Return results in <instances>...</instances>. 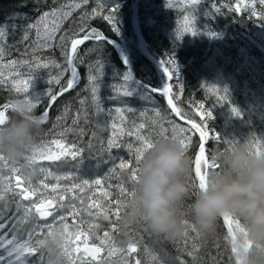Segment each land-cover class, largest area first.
Segmentation results:
<instances>
[{
	"label": "snow or ice",
	"instance_id": "6c2138e0",
	"mask_svg": "<svg viewBox=\"0 0 264 264\" xmlns=\"http://www.w3.org/2000/svg\"><path fill=\"white\" fill-rule=\"evenodd\" d=\"M40 2L41 0H33L32 11L39 13L36 19L33 20L28 14H22L15 20H7L0 24V88L17 94L28 93L30 89L36 88L38 79H44L49 85L44 96L41 97L36 91L34 97L25 96L23 101L30 109H36L44 103L45 107L41 115L47 122L51 107L58 98L77 87L79 83L78 63H83V58L78 56V46L89 40L95 42L106 40L101 32L87 27L88 20L100 15L111 25L112 30L119 34V22L116 18L119 6L108 7L105 0H95L97 7L93 8L91 13L83 11L79 18V26L74 28L69 35L67 32L60 34L64 22L73 15L74 11L81 10L90 0H52L54 6L42 12L39 7L35 6ZM46 2L47 0H44V3ZM200 2L201 0H188V14L184 15L179 22L177 39H182L185 34L192 36L199 34L195 13ZM257 3L264 5V0H248V3H243L242 0H230V3L224 4L223 7L228 12L235 13L246 10L249 12V18L256 17L264 21V12L258 13L256 10ZM233 4L235 7L232 6ZM20 7H28V0H21ZM166 7H173L170 0H167ZM105 9H107V14H104ZM223 14L224 12L215 0L204 12V16L209 19ZM22 21H27V23H21ZM17 32H19L18 37ZM81 33H83L82 36ZM10 37H12L11 43H9ZM110 42L107 40V43ZM18 45L25 46L21 58L5 61V56L10 55L13 49L19 51ZM100 46L102 45L94 47ZM54 48L59 49L62 61L43 55L44 52ZM92 50L94 49L88 51ZM125 63L127 64L126 59ZM159 66L166 77L165 83L158 87L133 86V75L129 70L124 74L121 83L112 86L113 95L109 99L119 100L120 104L106 109L100 95L104 62L98 58L87 65V84L82 91L87 92L88 95L80 97L77 93L80 107L73 116V127L64 128L51 141L41 143L37 149L26 155L27 164L20 165L15 161L10 163L5 154L0 152V170L7 169L6 173H0V264H51V260L46 262L45 253L46 251L51 253L49 237L54 233L57 221L65 223L62 224L63 243L57 247L56 254L66 257L70 264H76L77 261L80 264H97L98 257V264H117V261L111 259L117 255L118 264H141L140 259L133 255L137 252L140 243L138 238H130L126 246L118 247L109 231H104L102 236L96 234L95 229L99 227L96 221L101 219L109 221L108 227L113 231L121 227V211L126 208L127 199L135 195V189L140 180V165L146 153L160 140H179L188 152L193 148V138L198 137L193 152L192 184L196 192L209 187L210 176L220 166L207 155L208 141L212 139L217 143L223 142L226 145L225 150L234 149L239 141L225 139L222 141L218 133H213L209 129V121L215 117L213 111L206 108L203 102H196L189 95L190 110L185 111L179 106L178 101L183 97L185 90L179 83V68L173 56L161 60ZM21 69H26V73ZM39 70H49V73L47 76L37 75ZM51 70H56V74H51ZM65 76H68V79L61 85V80ZM53 84L59 86L58 89L54 90L51 87ZM203 87L215 97L218 104L230 103L226 88L220 89L215 85L209 87L206 84ZM137 93L146 104V107L139 111V117L145 118L144 121H138L137 117L128 115L136 112L137 109L132 106L130 99H122L131 98ZM156 95L166 99V106L162 107L157 104ZM20 101L9 99L0 105V128L9 122L10 110L16 113ZM89 107L94 110L96 129L110 131L107 139L101 138L97 131H93L86 145L90 155L93 152L96 154L94 158L97 161L95 165L97 169L101 164H109L107 173L103 176L73 179V172L56 174L47 167H34L38 159L59 160L62 156H71L73 160H76L78 156L82 157L85 148L76 143L68 145L65 136L66 133L73 131L80 137L86 134L83 128L75 126L80 123L81 119L85 123L88 122ZM149 110L154 113V118L150 122L146 118ZM231 110L236 117L241 116L237 108L233 107ZM69 111V105H64L60 114L55 118L54 127L62 125ZM194 117H199V122ZM125 136L132 139L125 141L123 139ZM248 143L251 154L264 155V138L248 139ZM121 149L125 150L131 158L125 159L120 152ZM82 163L83 160H79L77 168ZM25 167H32V172L24 174L22 168ZM37 171L42 174V178L38 184H34L32 176L36 175ZM21 179L23 184L20 183ZM113 180L117 181L115 185L112 183ZM61 181H66V183L62 185ZM61 209H63L62 212ZM54 212L60 213L59 216L54 215ZM112 215L115 216V220L111 219ZM49 216H52L51 221L47 220ZM69 216L73 218L71 225L67 223ZM220 218L226 229V247L230 245L235 264H243L238 255L239 249L236 243L239 236L247 235V230L238 217L223 214ZM184 225L183 238L175 240L174 243L192 258L191 264H202L198 240L201 235L200 231L186 218ZM70 227L72 231H69ZM45 229L47 232L44 231ZM144 230L148 231L146 226ZM192 233L195 235H191ZM82 235L85 236L84 252L79 256H74L73 253L79 252L80 249L79 247L73 248L69 241L80 240ZM88 235L98 240L99 246L88 247ZM251 246L248 242L247 248ZM102 252L105 255H101ZM33 256H36L35 260L31 259ZM85 256L89 259H85ZM176 259L178 264H186L184 259L180 257ZM210 262L219 264L215 256H210Z\"/></svg>",
	"mask_w": 264,
	"mask_h": 264
},
{
	"label": "trees",
	"instance_id": "16d2710c",
	"mask_svg": "<svg viewBox=\"0 0 264 264\" xmlns=\"http://www.w3.org/2000/svg\"><path fill=\"white\" fill-rule=\"evenodd\" d=\"M20 2L21 0H0V24L5 23L7 20H15L17 16H21L22 14H28L33 20L38 17L39 13L32 11L34 7L33 0H28V7L26 8L20 7ZM170 2L173 4L172 8L166 7L167 0H146L140 8V27L141 33L150 51L158 59L159 65L161 60L173 56L179 67L182 66L179 69V83L183 85L185 91L183 97L178 101L179 106L185 111L190 110L188 103L189 95L196 102H203L208 109L213 111L215 118L210 122L215 131L222 137V141L225 139L244 142L248 139L264 138V25H260L264 21L258 20L256 17L249 18V12L246 10H242L240 13L228 12L223 5L230 3V0H215L224 14L209 19L204 16V12L210 8L213 0H201L195 13L199 34L196 36L185 34L182 39H177L179 22L184 15L188 14V0H170ZM242 2L248 3V0H242ZM105 3L108 7L119 6V10L116 13V18L119 22V34L114 32L111 25L100 15L95 18H90L87 27L89 29L95 28L105 37L124 43V45L127 44L137 77L145 84L146 82H150L151 84L149 86H161L160 77L156 75L154 69L147 65L138 54L137 42L131 26L132 1L105 0ZM35 6L39 7L42 12L54 5L52 0H47L46 3H44V0H41L39 5ZM232 6L235 7V4ZM95 7H97L95 0H90L81 10L74 11L73 15L64 22L60 34L67 32L71 35L72 30L80 24L79 18L82 12L87 11L91 13ZM255 7L258 13L264 12V5L257 3ZM104 14H107V9L104 10ZM21 23H27V21H22ZM16 35L18 37L19 32ZM82 35L83 33H81ZM11 41L12 37L9 38V43ZM96 45L102 46L94 47ZM24 47V45H18L19 51L13 49L10 55L5 56V61L20 59ZM89 49L94 50L88 51ZM43 55L45 57H53L57 61H62L58 48L44 52ZM78 56L83 58V63H78L80 72L79 83L77 87L59 97L51 107L49 119L44 125L45 132L38 138V143L40 144L51 141L64 128L73 127V116L80 107L77 93H79L80 97L88 95L87 92L82 91L87 84V65L95 62L98 58L104 62V75L100 86V95L104 102V107L107 109L110 106H118L120 104L119 100L109 99L113 95L112 86L121 83L124 74L129 69L121 64L115 45L113 43H107V41H89L78 47ZM21 71L26 73L27 70L21 69ZM48 73L49 70H39L36 74L47 76ZM51 74H56V70H51ZM67 79L68 76H65L61 80V85ZM132 84L137 87H146L138 83L134 78ZM205 84L209 87L215 85L220 89L226 88L230 103L218 104L215 97L209 94L203 87ZM48 87L49 85L45 83L44 79H38L36 81V88L30 89L28 93L17 94L0 88V105L9 99L23 100L25 96L34 97L36 91L43 97ZM51 87L55 90L59 86L53 84ZM122 99H130L132 106L137 109L136 112L128 115L137 117L138 121L145 120V118L139 117V111L146 107L145 102L139 98V93L131 98L124 97ZM155 99L160 106H166L160 96L156 95ZM66 104L70 107L66 120L62 122L61 126L54 127L56 116L60 114V111ZM44 107L45 104L41 103L34 109L35 114L41 115ZM233 107L239 110L241 113L240 117H236L232 113L231 109ZM87 111L88 122L85 123L81 119L80 123L75 126L76 128H83L86 134L80 137L73 131L66 133L65 136V141L68 145L76 143L78 146L85 148L82 157L78 156L76 160H73L71 156H62L59 160L38 159L34 167H47L56 174L73 172V179H78L79 177L91 178L97 175L103 176L107 173L109 164H101L97 169L95 167L97 161L94 158L96 154L93 152L90 155L86 145L91 139L93 131H97L98 135L103 139L108 138L110 131L97 130L94 110L89 107ZM16 115V113H12L10 110V119L16 117ZM146 118L150 122L154 118V113L149 110L146 113ZM194 118L199 122V117ZM123 139L127 141L132 138L125 136ZM197 140L198 137L193 138V148L188 151L191 157V175L188 182L192 187L193 152L195 151ZM217 146L223 149L226 147L223 142L217 143L215 140L209 141V158L212 157V152ZM120 152L125 159L131 158L125 150L121 149ZM81 159L83 163L79 164L77 168L78 161ZM18 163L23 165L24 161H19ZM6 172L7 169L0 170V173ZM22 172L26 174L24 168H22ZM17 175H20V173H17ZM41 178L42 174L37 171L36 175L32 176V181L34 184H38ZM49 179L52 182L51 178ZM65 183L66 181H61L62 185ZM112 183L115 185L117 181L113 180ZM113 197L115 198L114 189ZM195 197L196 189L193 187L191 199L186 200L180 205L184 210V214H186L184 215V219H188L191 223H194V221L190 211V205ZM62 211L63 209H61ZM124 212L125 209L121 211V217L124 215ZM53 214L59 216L60 213L54 212ZM111 219L115 220V216L112 215ZM47 220L51 221L52 216H49ZM76 222L79 223V221ZM41 223H44V221H41ZM63 223L65 222L57 221L55 229L62 226ZM67 223L69 225L73 223L71 216L67 218ZM96 223L99 225L95 229L96 234L102 236L104 231H109L118 247L126 246L130 238H138L140 243L137 252L133 255L140 259L141 264H178L177 257L184 259L186 264H191L192 258L181 247L174 243V241L157 238L151 233L146 224L133 226L125 235L122 233L121 227L115 231L109 228V221L101 219L97 220ZM145 226L148 231L144 230ZM44 231L47 232V229ZM69 231H72L71 227ZM191 235L194 236L195 234L192 233ZM225 235L226 229L222 224L221 218L217 222V228L214 233L206 237L200 235L198 238L200 243L199 256L202 264H211L210 256H215L219 264H234L230 245L226 247ZM41 236H43V233H41ZM84 239L85 236L82 235L80 240L69 241L73 248L79 247L80 249L79 252L73 253L74 256H79L84 252ZM87 240L88 245L99 246V241L95 240L91 235L87 236ZM57 251V247H52L50 254L46 251V262L51 260V264H70V261L66 257L57 255ZM101 255H105V253L102 252ZM31 259L35 260L36 256L31 257ZM85 259H89V257L85 256ZM111 259L117 261L118 264V255L111 257ZM98 261L99 257L97 258V264ZM76 264H80V262L77 261Z\"/></svg>",
	"mask_w": 264,
	"mask_h": 264
},
{
	"label": "clouds",
	"instance_id": "9594fccd",
	"mask_svg": "<svg viewBox=\"0 0 264 264\" xmlns=\"http://www.w3.org/2000/svg\"><path fill=\"white\" fill-rule=\"evenodd\" d=\"M16 114L0 128V152L10 161L27 164L25 156L40 146L38 138L44 134L46 122L23 100ZM212 158L220 167L210 176L209 187L197 191L190 205L194 224L206 237L215 232L223 214L240 218L247 230L236 243L240 259L243 264H264V155L251 154L247 140L231 150L217 146ZM24 169L26 175L32 172V167ZM190 175L191 157L181 142H157L140 165L135 195L127 199L121 219L122 233L146 224L157 238L182 239L185 225L180 205L192 197ZM62 233V226L55 229L49 237L51 247L63 243Z\"/></svg>",
	"mask_w": 264,
	"mask_h": 264
},
{
	"label": "water",
	"instance_id": "95a60500",
	"mask_svg": "<svg viewBox=\"0 0 264 264\" xmlns=\"http://www.w3.org/2000/svg\"><path fill=\"white\" fill-rule=\"evenodd\" d=\"M142 2H143V0H134L133 5H132L131 26H132V29H133V33H134L135 39L137 41V45H138V48H139V51H140V55L142 56L144 61L147 64H149L150 66H152L154 68V70L156 71V73H158L159 75L164 77L165 78V82H166V77L163 75V73H162V71L160 69V66L158 65L156 57L150 51V49L148 47V44L144 41L142 33H141L140 22H139V13H140V5H141ZM107 40L111 41V43H113L117 47L118 52L120 54V58L122 60V63L126 67H128V69H130V71L132 72L133 78L138 83L142 84L143 86L148 87V85H146L145 83H143L141 80H139L136 77V73H135V70L133 68V65H131L129 62H127V64L125 63L124 46H123V44H121L118 41H116V40H114L112 38H109V37H106L105 41H107ZM89 41H93V40H89ZM89 41H86V42H89ZM80 46H82V45H80ZM80 46H78V47H80ZM163 100H164V102L166 104V99L163 98ZM48 118H49V116H48ZM207 146H208V143H207L206 147ZM88 247H92V246H88ZM232 256H233V260L235 262V257H234V255H232Z\"/></svg>",
	"mask_w": 264,
	"mask_h": 264
},
{
	"label": "bare ground",
	"instance_id": "6f19581e",
	"mask_svg": "<svg viewBox=\"0 0 264 264\" xmlns=\"http://www.w3.org/2000/svg\"><path fill=\"white\" fill-rule=\"evenodd\" d=\"M143 39H144V37H143ZM144 41H145V39H144ZM146 42V41H145ZM116 49H117V47H116ZM117 52H118V49H117ZM138 54L140 55V51H139V48H138ZM118 55H119V60H120V62H121V64L124 66V67H126L123 63H122V60H121V58H120V54H119V52H118ZM140 57L142 58V56L140 55ZM124 59H126L127 60V62H129L131 65H133V63H132V60H131V54H130V52H129V50L128 49H126V48H124ZM147 65H149V64H147ZM150 66V65H149ZM150 67H152V66H150ZM126 68H128V67H126ZM153 68V67H152ZM154 69V68H153ZM155 71V70H154ZM156 72V71H155ZM156 75L158 76V77H160V79H161V85L165 82V80H164V78L161 76V75H159L158 73H156ZM136 77H137V75H136ZM138 78V77H137ZM139 79V78H138ZM140 80V79H139ZM149 84H151L150 82H146V85H148L149 86ZM151 86V85H150ZM151 87H153V86H151ZM162 98V97H161ZM162 100H163V98H162ZM164 101V100H163ZM49 114H50V112H49ZM234 264H235V262H234Z\"/></svg>",
	"mask_w": 264,
	"mask_h": 264
},
{
	"label": "rangeland",
	"instance_id": "374dc122",
	"mask_svg": "<svg viewBox=\"0 0 264 264\" xmlns=\"http://www.w3.org/2000/svg\"><path fill=\"white\" fill-rule=\"evenodd\" d=\"M130 42V41H129ZM126 46H127V49H128V45L126 44ZM179 68V67H178ZM20 183L22 184V180L20 181ZM88 246H92V245H88ZM93 247V246H92Z\"/></svg>",
	"mask_w": 264,
	"mask_h": 264
}]
</instances>
